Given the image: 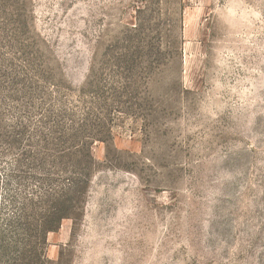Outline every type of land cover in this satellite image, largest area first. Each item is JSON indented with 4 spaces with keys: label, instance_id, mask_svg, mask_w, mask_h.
Returning a JSON list of instances; mask_svg holds the SVG:
<instances>
[{
    "label": "rangeland",
    "instance_id": "rangeland-1",
    "mask_svg": "<svg viewBox=\"0 0 264 264\" xmlns=\"http://www.w3.org/2000/svg\"><path fill=\"white\" fill-rule=\"evenodd\" d=\"M1 193L12 264H264V0H0Z\"/></svg>",
    "mask_w": 264,
    "mask_h": 264
},
{
    "label": "trees",
    "instance_id": "trees-1",
    "mask_svg": "<svg viewBox=\"0 0 264 264\" xmlns=\"http://www.w3.org/2000/svg\"><path fill=\"white\" fill-rule=\"evenodd\" d=\"M69 182V181H68ZM73 184H70L69 187H65L64 189L59 190L58 192H53V190L50 191V193H47L46 195L50 199H54L55 197V206L52 209L51 215L52 218L55 219V224L48 227L46 226V229L48 232H56L59 229V223L68 218L71 211L74 208V199L71 200L69 198H66V195L69 191H71L73 188ZM5 195L1 193L0 195V201H4ZM27 204H23L22 207L17 209L18 211H21L23 214L27 210ZM4 208V207H3ZM0 210L1 215L4 216L3 221L0 224V264H12L13 261L11 259H7L8 249L7 245L13 241V238L16 237V233L12 231L13 226L17 223L20 224L19 221L22 220V218L26 215H16L13 214L12 216H5V209ZM17 208V206H16ZM17 213V211H15Z\"/></svg>",
    "mask_w": 264,
    "mask_h": 264
}]
</instances>
